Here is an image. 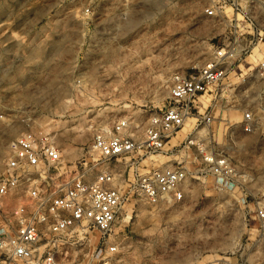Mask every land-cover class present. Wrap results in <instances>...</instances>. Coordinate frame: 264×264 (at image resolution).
<instances>
[{"label":"rangeland","instance_id":"rangeland-1","mask_svg":"<svg viewBox=\"0 0 264 264\" xmlns=\"http://www.w3.org/2000/svg\"><path fill=\"white\" fill-rule=\"evenodd\" d=\"M88 1L0 0V173L18 135L32 129L54 136L69 170L86 163L96 175L97 130L126 117L139 134L169 106L174 73L197 69L217 46L230 45L236 55L225 80L201 99L211 105L212 123L199 148L182 152L184 199L128 204L111 264H264L257 217L264 208V42L244 48L248 32L264 31V3L248 0L238 11L224 0H129L127 20L112 27L111 11L93 25L82 12ZM249 110L251 132L243 122ZM201 151L229 159L234 189L215 183ZM154 158L155 166L170 160ZM90 237L69 248L62 264H97L88 256L98 232Z\"/></svg>","mask_w":264,"mask_h":264},{"label":"built area","instance_id":"built-area-1","mask_svg":"<svg viewBox=\"0 0 264 264\" xmlns=\"http://www.w3.org/2000/svg\"><path fill=\"white\" fill-rule=\"evenodd\" d=\"M245 1L224 3L239 11ZM130 4L129 0H89L82 12L98 26L103 13L111 11L109 25L121 27ZM205 11L213 16L216 10ZM248 34L252 37L244 48L264 42V31ZM235 55L230 45L217 46L208 63L174 73L169 106L152 114L139 134L126 117L97 130L91 149L101 158L96 165H102L96 175L82 168L86 163L69 170L50 133L32 129L20 133L0 173V264H62L69 248L90 242L94 231L98 240L89 262L111 264L120 251L118 229L128 204L182 201L188 178L182 152L199 148L213 120L211 105L205 106L201 99L225 80ZM258 73L264 80V55ZM243 122L251 132L255 122L251 110L244 113ZM180 133L182 140L173 143ZM158 156L170 160L155 166ZM201 156L217 185L226 190L236 187L238 177L226 156L202 151ZM257 217L264 230V208L258 209Z\"/></svg>","mask_w":264,"mask_h":264},{"label":"bare ground","instance_id":"bare-ground-1","mask_svg":"<svg viewBox=\"0 0 264 264\" xmlns=\"http://www.w3.org/2000/svg\"><path fill=\"white\" fill-rule=\"evenodd\" d=\"M130 24L133 25L134 24V21L133 20H130Z\"/></svg>","mask_w":264,"mask_h":264}]
</instances>
